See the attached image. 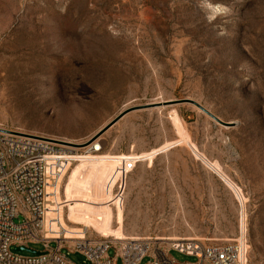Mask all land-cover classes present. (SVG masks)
<instances>
[{
    "label": "rangeland",
    "instance_id": "rangeland-1",
    "mask_svg": "<svg viewBox=\"0 0 264 264\" xmlns=\"http://www.w3.org/2000/svg\"><path fill=\"white\" fill-rule=\"evenodd\" d=\"M208 2L230 11L209 23L202 0H0V129L83 144L162 103L57 146L46 237L246 239L247 264H264V0ZM180 99L232 125L164 104Z\"/></svg>",
    "mask_w": 264,
    "mask_h": 264
},
{
    "label": "built area",
    "instance_id": "built-area-1",
    "mask_svg": "<svg viewBox=\"0 0 264 264\" xmlns=\"http://www.w3.org/2000/svg\"><path fill=\"white\" fill-rule=\"evenodd\" d=\"M57 146L72 148L44 136L8 129L0 131V264H73L62 253L64 248L84 254L92 264H117L118 261L141 264L146 256L150 257L148 264L248 263L246 239L236 243H206L202 239L182 238L161 240L160 244L153 245L152 240L140 237L119 240L94 239L89 235L77 239L46 237L48 158L64 154ZM95 148L91 151H102ZM136 162L126 174L134 169ZM53 241L57 246L52 248ZM31 243H43L44 249L32 256L11 250L12 246L30 248ZM111 248L113 256L109 254ZM172 251L196 260L179 262L171 255Z\"/></svg>",
    "mask_w": 264,
    "mask_h": 264
},
{
    "label": "water",
    "instance_id": "water-1",
    "mask_svg": "<svg viewBox=\"0 0 264 264\" xmlns=\"http://www.w3.org/2000/svg\"><path fill=\"white\" fill-rule=\"evenodd\" d=\"M176 103H191L195 106H197L201 111H203L204 113H206L207 115H209L211 118H213L215 121H217L218 123L224 125V126H230L232 125V123L229 122H225L223 121L221 118H219L217 115H215L214 113H212L209 109H207L206 107H204L202 104H200L199 102L192 100V99H180V100H171V101H166L164 104L169 105V104H176ZM162 103H148V104H144V105H138V106H134L131 107L125 111H123L121 114H119L111 123H109V125H107V127H105L102 131H100L99 133H97L96 135H94L89 141H87L86 143L83 144H77V143H72V142H67V141H63V140H56L59 143H63L65 145L71 146V147H86L91 145L96 139H98L108 128H110L111 126H113L114 124H116L119 120H121L124 116H126L127 114H129L132 111L135 110H140V109H146V108H151L157 105H161ZM18 251H30L33 252L34 254H40L39 251L34 250L32 248L26 247V246H20L17 247Z\"/></svg>",
    "mask_w": 264,
    "mask_h": 264
},
{
    "label": "clouds",
    "instance_id": "clouds-1",
    "mask_svg": "<svg viewBox=\"0 0 264 264\" xmlns=\"http://www.w3.org/2000/svg\"><path fill=\"white\" fill-rule=\"evenodd\" d=\"M202 8H206L208 10V14L206 16L209 23L214 21L218 16H225L229 13V8L222 4H211L208 0H202L201 3Z\"/></svg>",
    "mask_w": 264,
    "mask_h": 264
},
{
    "label": "bare ground",
    "instance_id": "bare-ground-1",
    "mask_svg": "<svg viewBox=\"0 0 264 264\" xmlns=\"http://www.w3.org/2000/svg\"><path fill=\"white\" fill-rule=\"evenodd\" d=\"M1 130H5V129H0V131H1ZM58 141H59V140H58ZM62 144H63V143H62ZM86 147H87V146H86ZM72 148H73V147H72ZM76 148H78V147H76ZM81 148H84V147H81Z\"/></svg>",
    "mask_w": 264,
    "mask_h": 264
},
{
    "label": "crops",
    "instance_id": "crops-1",
    "mask_svg": "<svg viewBox=\"0 0 264 264\" xmlns=\"http://www.w3.org/2000/svg\"><path fill=\"white\" fill-rule=\"evenodd\" d=\"M148 264V263H147Z\"/></svg>",
    "mask_w": 264,
    "mask_h": 264
}]
</instances>
